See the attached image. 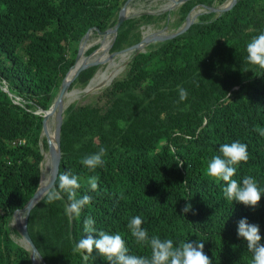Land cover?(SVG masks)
<instances>
[{
  "label": "trees",
  "instance_id": "1",
  "mask_svg": "<svg viewBox=\"0 0 264 264\" xmlns=\"http://www.w3.org/2000/svg\"><path fill=\"white\" fill-rule=\"evenodd\" d=\"M164 1L133 0L128 15L143 14L120 26L113 45L112 33L104 40L106 34L91 31L78 65L88 58L86 63L97 65L83 70L70 91L90 82L111 46L113 52L122 51L142 40L144 25L170 23L171 12L154 15ZM226 1L189 0L177 10L174 26L182 27L198 4L222 6ZM125 2L0 0V264H33L30 250L13 238L12 231L18 230L11 224L15 211L40 186L44 110L75 65L85 34L113 27ZM262 32L264 0H239L220 16L205 13L185 33L133 56L91 102L69 106L59 175L78 176L77 195H90L92 201L78 218L65 214V193L52 203L44 197L32 209L29 232L47 264H108L95 249L92 254L73 251L87 238L83 222L88 216L98 231L120 234L129 254L150 256V248L130 234L128 222L136 215L150 236L174 244L202 240L212 264H252L237 222L246 217L258 224L264 243V193L255 208L229 201L225 183L208 177L206 168L221 155V144L240 141L247 144L250 159L233 178L242 182L251 175L264 189V136L253 130L264 127V69L250 64L246 51ZM181 88L187 91L183 101ZM101 147L107 149L102 167L93 171L81 163ZM91 176L99 177L96 190L88 184ZM186 203L192 209L183 213Z\"/></svg>",
  "mask_w": 264,
  "mask_h": 264
},
{
  "label": "clouds",
  "instance_id": "2",
  "mask_svg": "<svg viewBox=\"0 0 264 264\" xmlns=\"http://www.w3.org/2000/svg\"><path fill=\"white\" fill-rule=\"evenodd\" d=\"M247 60L250 64L264 69V32L253 37L246 45ZM180 100L187 98V91L180 90ZM259 135L264 136V127L256 125L253 129ZM221 155L211 158L206 168V175L215 181H223L224 197L229 201H237L246 206L255 208L260 200L264 189L260 188L258 181L251 175L244 176L242 182L234 179L238 166L250 159L248 146L240 141H233L230 144L224 143L219 146ZM107 149L101 147L98 152L86 155L81 163L90 170L102 167L105 163L103 157ZM180 163H183L182 161ZM98 176L88 178V184L92 190L98 188ZM58 190L55 183L44 190L45 203H52L61 200V193L67 196L65 214L78 218L85 206L92 201L90 195L78 196L77 190L81 187L80 178L70 172L58 175ZM192 209L190 203H186L182 209L187 213ZM84 231L87 238L80 239L74 246V252H86L92 254L94 249L105 258L108 264H212V259L204 252L202 240L180 241L174 244L170 238L161 239L158 235H149L146 228L142 227L144 221L141 216H132L128 222V228L135 242L141 246L150 248V256L129 254L126 241L120 234H109L103 230H97L94 225L96 221L88 216L84 220ZM237 235L247 242V249L253 254L252 264H264V243L260 226L256 223H249L246 217L238 222ZM95 233L94 237L92 234ZM87 258V257H85Z\"/></svg>",
  "mask_w": 264,
  "mask_h": 264
},
{
  "label": "water",
  "instance_id": "3",
  "mask_svg": "<svg viewBox=\"0 0 264 264\" xmlns=\"http://www.w3.org/2000/svg\"><path fill=\"white\" fill-rule=\"evenodd\" d=\"M133 0H126L124 6L122 7V9L120 10L119 13V18L117 23L107 29L106 31H99L97 28H91L83 37L80 46H79V52L78 55L76 57V63L75 65L69 70V72L67 73L66 77L64 78L58 97L55 101V103L60 104L64 98V96L70 91L71 85L72 83L77 79V77L80 75V73L85 70L86 68L90 67V66H95L97 65V63H84V64H80L78 66V62L79 59L82 55V43L85 41V39L87 38L88 34L91 31L96 30L98 33L100 34H109L112 33L114 34V40L117 37L118 31L120 26L131 16H128L127 12H126V8L127 6L132 2ZM189 0H180L177 4L178 6L186 3ZM239 0H230L228 4H224L222 6H208L206 4H198L197 6H195L191 12L188 14L186 21L184 23V25L182 27L179 28V30L172 32V33H165L167 27H165L162 30H159L157 32H153L150 36H143L142 40L140 42H138L137 44H134L126 49H124L123 51H128V50H134V56L139 54L140 52H145L146 48L151 45L152 43L155 42H163L169 39H173L175 37H177L178 35H181L183 33H185L186 31H188V29L198 21V18L205 14V13H210V12H214L217 14V16L222 15L223 13L231 10L237 3ZM197 8H203L204 10H202L201 12L195 14L194 16H192L193 12L197 9ZM117 53V52H116ZM115 54V53H114ZM78 66V67H77ZM75 69V73L72 77L70 76L71 71ZM54 108L50 107L48 110H44V120H43V131L46 129L47 127V122L51 116V113L53 111ZM63 122H64V114L60 113L57 117H56V122H55V139H56V144L57 147L54 148L51 146V141L48 137V147L51 153V161H52V170H51V176H50V180L49 183L47 185V188L50 187L53 183L56 184V181L58 179V175L60 173V165H61V159H62V149H61V137H62V126H63ZM43 131H42V135H43ZM41 145H42V141H40ZM42 166V163H41ZM41 180H42V176H41ZM41 184V182H40ZM44 190L43 188H41V185L39 186V188L37 189L36 193L34 194V196L30 199V201L26 204V206L22 209H19L17 211H15L14 213V217H16L18 215V213L20 212H25V217L23 221H18L16 223V228L19 232V234L21 235V237L23 238L24 241V246L30 250L31 252V259L33 264H40L37 260H36V256H39L40 261L42 264H47L46 260L44 259V257L41 255L40 251L38 250L36 244L34 243L31 234L29 232V228H28V222H29V216L30 213L32 211V209L45 197L44 195Z\"/></svg>",
  "mask_w": 264,
  "mask_h": 264
},
{
  "label": "bare ground",
  "instance_id": "4",
  "mask_svg": "<svg viewBox=\"0 0 264 264\" xmlns=\"http://www.w3.org/2000/svg\"><path fill=\"white\" fill-rule=\"evenodd\" d=\"M180 0H166L160 4H158L155 7V12L154 15H159L161 14V12L168 7V13L171 12V15L173 12H175L174 10L177 8L178 6V2ZM140 11V10H139ZM127 12V11H126ZM136 12V11H135ZM134 12V13H135ZM138 12V11H137ZM133 13L132 11L127 12V14H131ZM143 13H140L138 15H128V16H139ZM150 14V13H149ZM152 33L151 32H144L145 37L150 36ZM110 35L106 34L104 40ZM114 35V34H113ZM88 38V36H87ZM86 38V39H87ZM85 39V40H86ZM104 40L102 41V44H104ZM84 43V42H83ZM82 43V45H83ZM150 46V45H149ZM148 46V47H149ZM147 47V48H148ZM128 48V47H127ZM146 48V50H147ZM126 49V48H125ZM134 50H128V51H118L117 53H113L112 56H118L120 59V63L118 65H115L114 62H112L110 64V66L108 67V69L106 70H99L101 68V65L105 64L107 62V57L104 59V61L100 64V67H98L96 73L94 74V76L91 78L90 82L87 84V86L82 90V92L78 91L81 88H77V90L75 88H73L71 91H69L63 98L62 102L60 104L55 103L58 95L56 96V98L54 99V101L52 102L51 106L53 109L51 116L47 122V127L46 129L43 131V135H42V152L44 154V160L42 161V166H41V170H42V180L41 182V188L46 189L47 185L49 183L50 180V176H51V170H52V161H51V153L49 150V147L46 148V144L45 141L48 139H50L51 141V146L56 148L57 144H56V139H55V127L54 130H52V120L54 119V122H56V117L62 113L64 114L65 111L69 108V106L73 103H75L77 100L81 99L82 96H84L87 93L93 92V91H97L103 88H106L108 86L111 85V83L113 82V80L115 79V77H117L122 69L126 66V64L129 63V61L132 59V57L134 56ZM111 56V57H112ZM84 64V63H83ZM80 65V64H79ZM78 65V66H79ZM77 66V67H78ZM108 66V65H107ZM106 67V66H105ZM75 73V69H73L70 73L69 77H72ZM79 102V101H78ZM48 142V140H47ZM25 217V212H20L18 213V215L16 217L13 218L12 221V227L16 226V223L18 221H23ZM19 233V232H18ZM22 242L23 238H22ZM23 244V243H22ZM36 260L40 263V258L39 256H36Z\"/></svg>",
  "mask_w": 264,
  "mask_h": 264
},
{
  "label": "rangeland",
  "instance_id": "5",
  "mask_svg": "<svg viewBox=\"0 0 264 264\" xmlns=\"http://www.w3.org/2000/svg\"><path fill=\"white\" fill-rule=\"evenodd\" d=\"M229 1H230V0L226 1L225 4H228ZM179 7H180V5L177 6V8L174 10V11H176V12H174V14L171 15V18H170L171 22H170V23H169V20H168V19H167V20L165 19V20H162V21H160V22H158V23H151V24H149V25H144V26L142 27L143 35H144V32H151V33H153V32H157V31H159V30H162V29H164L165 27H167L165 33H172V32H175V31L179 30L178 28H176V27L174 26V19H175V18H178V17L180 16V14L177 12V10L179 9ZM166 9H167V8H166ZM166 9H164L165 13L168 12V10H166ZM161 13H162V12H161ZM155 15H156V14H155ZM131 17H133V16H131ZM113 41H114V39H113V37H112V40H111V44H112V45H113ZM96 44H97V43H96ZM116 52H118V51H116ZM116 52H113V51H112V46H111V49L107 52V62H106L105 64L101 65V68H100L99 70H106V69H108V67L110 66V64H111L112 62H114L115 65H118V64L121 62L118 56H112V54H113V53H116ZM87 55H90L89 52L87 53ZM111 56H112V57H111ZM89 60H90V59L88 58V59L84 60L83 63H86V62H88ZM107 65H108V66H107ZM98 66H99V65H98ZM98 66H97V68H98ZM105 66H106V67H105ZM99 67H100V66H99ZM126 67H127V64H126V66L122 69L121 73L126 69ZM121 73H120V74H121ZM120 74H119V75H120ZM86 86H87V85H86ZM86 86H85V87H86ZM85 87L75 86L74 88H75L76 90H77V88H81V89H79L78 91L82 92V90H83ZM104 89H105V88L100 89V90H97V91H93V92H90V93H87V94H85L84 96H82L81 99L77 100L76 102L79 101L78 103H81V104L89 103V102H91V101L93 100V98L95 97V95H97L99 92H101V91L104 90ZM65 112H66V111H65ZM54 127H55V122H54V119H53V120H52V130H54ZM14 229H16V228L14 227ZM12 236H13V238H14L18 243H23V244H24V242H22V237H21V235H20L18 232L15 233L14 231H12Z\"/></svg>",
  "mask_w": 264,
  "mask_h": 264
}]
</instances>
